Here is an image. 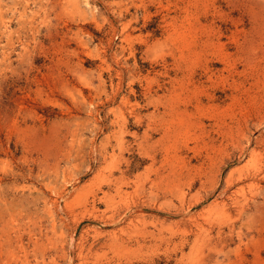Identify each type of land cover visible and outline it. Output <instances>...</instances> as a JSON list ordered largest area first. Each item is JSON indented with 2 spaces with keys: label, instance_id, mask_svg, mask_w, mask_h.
Here are the masks:
<instances>
[{
  "label": "rangeland",
  "instance_id": "rangeland-1",
  "mask_svg": "<svg viewBox=\"0 0 264 264\" xmlns=\"http://www.w3.org/2000/svg\"><path fill=\"white\" fill-rule=\"evenodd\" d=\"M0 264H264V0H0Z\"/></svg>",
  "mask_w": 264,
  "mask_h": 264
}]
</instances>
